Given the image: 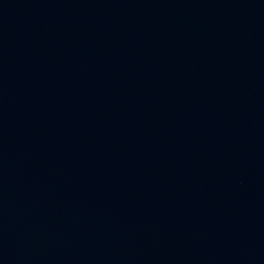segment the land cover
Returning a JSON list of instances; mask_svg holds the SVG:
<instances>
[{
    "label": "water",
    "instance_id": "1",
    "mask_svg": "<svg viewBox=\"0 0 264 264\" xmlns=\"http://www.w3.org/2000/svg\"><path fill=\"white\" fill-rule=\"evenodd\" d=\"M0 264H264V0H0Z\"/></svg>",
    "mask_w": 264,
    "mask_h": 264
}]
</instances>
